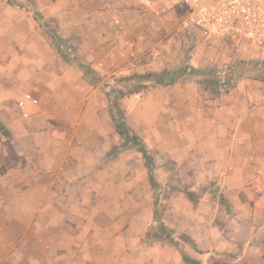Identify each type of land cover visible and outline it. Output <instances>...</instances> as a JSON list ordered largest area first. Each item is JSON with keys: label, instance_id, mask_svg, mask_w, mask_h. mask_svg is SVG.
<instances>
[{"label": "crops", "instance_id": "obj_1", "mask_svg": "<svg viewBox=\"0 0 264 264\" xmlns=\"http://www.w3.org/2000/svg\"><path fill=\"white\" fill-rule=\"evenodd\" d=\"M147 1L0 0V264H120L125 245L131 264H264V73L206 88L207 68H231L252 47L233 55L229 43L186 37V7L167 16ZM162 74L174 82L159 84ZM25 94L37 105L20 109ZM110 100L168 187L161 223L177 247L136 253L155 195L140 152L114 157L123 138ZM120 157L137 168L123 170L122 189ZM117 202L138 237L117 234Z\"/></svg>", "mask_w": 264, "mask_h": 264}, {"label": "built area", "instance_id": "obj_2", "mask_svg": "<svg viewBox=\"0 0 264 264\" xmlns=\"http://www.w3.org/2000/svg\"><path fill=\"white\" fill-rule=\"evenodd\" d=\"M146 7H157L162 15L169 16L182 7L187 8L186 17L178 29L186 37L197 36L209 42L239 45L247 43L264 52V0H148ZM220 85L218 91L233 89L234 80ZM37 105L30 94L17 103L20 109L26 104ZM24 118L27 115H23Z\"/></svg>", "mask_w": 264, "mask_h": 264}, {"label": "rangeland", "instance_id": "obj_3", "mask_svg": "<svg viewBox=\"0 0 264 264\" xmlns=\"http://www.w3.org/2000/svg\"><path fill=\"white\" fill-rule=\"evenodd\" d=\"M244 44H246V43H244ZM231 45L234 47V50H231V53L233 55H235L236 54V49H237L236 47H238L240 45H234V44H231ZM247 45H248V42H247ZM226 47H228V46H225L224 48H226ZM244 47H245V45H244ZM212 48L213 49H216V48L219 49L220 46H212ZM248 50H249L248 56L239 57V59L236 58L235 61L233 60V61H231V63L228 64V65L231 64L230 66L232 68L231 69L232 71H230L228 76L229 77H233L234 76V80H235L234 82H237V78H236L235 74L236 75H238V74L242 75L246 68H248V69L256 68V69L260 70L261 72H264V52L260 51V50H257L255 48H249V47H248ZM228 65H226V66H228ZM223 68H224L223 66L220 69L217 66H213V67L207 68L206 70L208 72L214 74L215 70H217V69L221 70ZM226 68L227 67H225L224 69H226ZM235 85H236V83L234 84V86ZM234 86H233V88H234ZM212 91L217 92V93H223V91L221 92V91H218L217 89H213ZM113 103H114V101L112 102V100H110L108 102V110L112 114V122H113L114 126H116V124L119 122V114H116V115L113 114L114 113V107H112ZM123 140H121L119 138V143H118V148L119 149L115 150L114 157L116 155L122 154V153H124L126 151L139 152L140 146H137L135 143H133L131 141L125 143V142H123ZM126 158L120 157L119 160H117V162L114 165V167L116 168V172H118L117 173L118 176L116 177L115 185H118L119 188H121V189L125 186V181H124V178H123L124 177L123 170L129 169V171H127V172H130V173H134L135 172V173H137V171H136L137 168L134 165V158L130 159L131 161H133L131 167L129 166V163L127 162L128 159H126ZM94 169L95 170H103L104 173L107 172V170H105V169H107V168H105V165L96 166V167H94ZM92 173H93V171L91 172V174ZM154 176H155V174L152 173V179H150V175H149V172H148V174H147V177H148L147 184L150 187V192L154 193V195H155L154 203L156 202V204H155V207H153V213L156 212V215L160 219H162L161 210L164 207L166 208V206H167V202L166 201L168 199V190H167L168 187L167 186L163 187L161 183H157V181H155V179H154ZM131 182H133L132 183L133 190H136L135 188H139V186L143 187V183H144L143 181H138V182L131 181ZM133 184H137V185H133ZM151 187L154 190H156V191H153ZM173 187H176V186L173 185ZM170 188H172V186H170ZM118 194L119 193H116V197L118 196ZM107 198H101L100 201H99V205L103 206V205L107 204L108 203V199ZM109 200L111 201V197L109 198ZM116 201H117V199H116ZM116 204L117 205L114 207V209H116V211H117L116 212L117 219L114 222L116 223L117 234L122 236V237H124V238H126V237H128V238H130V237H138L139 235L134 234L132 232V229L128 230V227H129L128 225H129L130 221H128V220L125 221L124 219H127V218H120V216H119L118 210L123 208L125 205L121 204L119 202H117ZM109 209L110 210L113 209V206L112 207L110 206ZM104 215H105V213H103V216ZM138 215H141V214H138ZM98 217H96L97 223L105 224L106 221L103 220V218L100 215V213H98ZM153 219H154V215H153ZM153 222H154V220H153ZM157 228L158 227L156 226V224L152 223L151 227L149 228V230L145 234V237H147V242H146L145 246H142V244H141V247H143V251L142 250L140 252L136 251V253H140L142 255V253L146 250L147 247H151V244H153V242L165 241V243L168 244L169 246L174 245V243L171 244V242L169 240H167L168 239L167 236L169 235V232L168 231L167 232L166 231L165 232H160V230H158ZM103 235H104V233L100 234V236H103ZM183 236H185V235L184 234L182 235V233H181V234L177 235V238H182ZM181 245H182L181 249L182 248L184 249L183 244H181ZM124 247H126V254H123L124 256H123V259L121 260L120 264H131L132 258L129 255H127V254H129V253L132 254L133 251L127 249L128 245H125ZM131 247L133 248L135 246L132 245ZM174 247H177V246L174 245Z\"/></svg>", "mask_w": 264, "mask_h": 264}, {"label": "trees", "instance_id": "obj_4", "mask_svg": "<svg viewBox=\"0 0 264 264\" xmlns=\"http://www.w3.org/2000/svg\"><path fill=\"white\" fill-rule=\"evenodd\" d=\"M231 69L232 68L227 67L226 69H222L221 71L215 72L214 74L205 73L204 74L205 80L203 81L202 84L208 89L213 90L215 88H218L220 85L228 81L227 75L230 73V71H232ZM86 72H89V71L86 70ZM261 73H264V72H261ZM154 79L161 85H168V83L174 82L172 79H167L165 74L157 75L155 76ZM232 79L234 80V76L232 77ZM113 107L115 108L116 111L119 112V122L115 126L116 133L121 138L125 139L126 141L128 142L131 141L135 143L137 146L140 145L139 152L142 154V157L146 162L147 168L149 169V173L151 174L152 167H153L151 157L147 154L144 146L141 143L140 144L138 143V137L134 133H132L126 126L125 122L123 121L122 113L119 111L118 107L116 105ZM0 131L3 135L7 136V132L4 131L1 125H0ZM150 179H152V175H150ZM154 223L156 224V226L158 227L157 229L160 230V232H165V231L169 232V230H167L161 223V219L156 215V212L154 213ZM169 237L170 235H168V238ZM183 261L187 264L194 263V261H192L186 256H183Z\"/></svg>", "mask_w": 264, "mask_h": 264}]
</instances>
